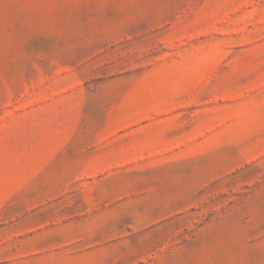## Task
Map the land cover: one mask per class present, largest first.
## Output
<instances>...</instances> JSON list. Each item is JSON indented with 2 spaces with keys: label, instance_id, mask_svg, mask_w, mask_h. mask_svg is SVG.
Segmentation results:
<instances>
[{
  "label": "rangeland",
  "instance_id": "rangeland-1",
  "mask_svg": "<svg viewBox=\"0 0 264 264\" xmlns=\"http://www.w3.org/2000/svg\"><path fill=\"white\" fill-rule=\"evenodd\" d=\"M0 264H264V0H0Z\"/></svg>",
  "mask_w": 264,
  "mask_h": 264
}]
</instances>
